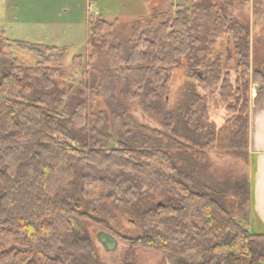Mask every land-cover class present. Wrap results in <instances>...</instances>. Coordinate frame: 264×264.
Instances as JSON below:
<instances>
[{"label": "trees", "instance_id": "16d2710c", "mask_svg": "<svg viewBox=\"0 0 264 264\" xmlns=\"http://www.w3.org/2000/svg\"><path fill=\"white\" fill-rule=\"evenodd\" d=\"M254 11L258 21L264 19V0H255ZM187 12L156 15L157 25L136 32L125 54L119 47L104 50L117 22L99 18L92 25L91 19L87 56L72 60L85 71L71 86L62 68L53 65L66 60L67 49L11 42L0 32V264H103L84 223L108 232L110 223L96 215L109 211L113 220V210L130 215L140 229L141 235L123 239L160 252L166 264H190L189 257L197 260L191 264H264V234L250 227V176L215 183L194 161L180 164L184 155H179L216 146L215 133L202 123L203 117L210 119L207 103L201 120L192 110L204 104L199 84L219 91L231 115L226 124L234 128L226 151L248 166L249 88H264V68L251 76L238 74L250 58L248 26L235 31L234 19L219 14L213 42L207 43L196 35ZM230 35L238 64L235 80L215 49V42ZM22 52L36 55V64L24 61ZM100 52L109 60L102 72L94 69ZM183 61L196 84H188L178 114L165 110L158 90L169 86ZM121 84V109L156 105L161 130L148 134L166 143L124 137L118 132L122 114L109 119V110L99 111V97L110 110L117 108L114 97ZM145 188L167 198L148 200Z\"/></svg>", "mask_w": 264, "mask_h": 264}, {"label": "rangeland", "instance_id": "374dc122", "mask_svg": "<svg viewBox=\"0 0 264 264\" xmlns=\"http://www.w3.org/2000/svg\"><path fill=\"white\" fill-rule=\"evenodd\" d=\"M115 1L116 0H102L100 8L102 15L97 16L93 14L91 17L92 13L90 12L91 15L89 16V20H94L92 25H95V21L104 16L105 18L103 19L109 20L108 22L110 23H115V18H108L107 16L116 13L117 23H115L114 29L107 33V43L104 48L106 52L113 47H119L121 50H124L123 53L125 54L129 49L136 32H143L148 25H150V28H154L157 25V20H153L156 15L167 14L171 11L175 14L179 10L188 11V18L192 19L193 29L197 31L196 35L202 39H206L207 43H212L213 41L211 40L213 30L215 29V19L219 14H228L234 19L233 27L236 29L235 31H237L240 26H248L250 29V58L248 60V66L244 67L242 65L241 71L238 74L242 77L246 75L251 76L254 69L264 68V19L258 21L255 18V0H250V2H245L244 0H124V3L126 4L119 0V4H114ZM123 10L124 12H122ZM232 36L233 35L227 36L224 41L215 42V49L217 54L220 53L224 56V68L231 72L233 80H235L239 76L237 75V59L234 58V41ZM81 48H78V51L76 50L75 52L68 49L65 61L61 63H53L54 66L62 68V71H64V75L67 77L65 83L68 84V86L75 83L79 84L85 71L84 68L76 67L72 61L74 56L80 55L84 52H81ZM9 52L10 51L7 49L6 53L9 54ZM213 52L214 51H212L211 54L212 56H214ZM97 54L94 69L98 72H102L107 68L109 60L107 59L105 52ZM20 56H22L24 61H29L33 64H36V60L38 59L36 55L27 52L20 53ZM81 56L83 58V56H87V53ZM229 60L230 62H228ZM253 62L254 67L252 68ZM189 65L190 64H188L187 61H183L181 66L173 73L169 86L158 90L161 104L165 110L173 109L176 113L180 114L184 108L185 94L188 91V84L191 82L196 84L194 81L195 79L193 80L190 78ZM203 74L204 71L201 72V75ZM254 85L257 84H250V98L251 94L256 91ZM123 88L124 87L121 84L114 97L117 107L115 110H110L107 108L105 101L101 100L100 97L97 98L95 103L98 105L99 111L109 110V116L107 118L113 114H122L123 119L118 132H122V134L125 135L124 137L131 136L133 138L137 136L144 142L156 143L161 141L162 143H166L167 141L165 138L160 139L158 136L156 139L151 134H148L149 130H161L158 117L159 111H157L156 105L152 106L153 108L130 106L127 109H121V102H123L124 99V96L122 95ZM196 88V90L203 95L204 104L193 107V112H196L195 119L201 120V117H203L201 111V109H203L202 106L207 103L210 119L207 121L203 117L204 121L202 120V123L204 122V126H207L206 130L212 129L215 133L216 146L214 150H207L204 153H202L203 150L198 147H195L190 153L181 152L179 155H184V158L179 157L180 164L185 165L186 159L194 161L207 170L208 178L215 183L242 179L248 174L244 161L235 159L234 156L226 151V148L230 145L229 143L230 139H232L234 128L231 124H226V120L231 115L222 106L219 91L208 90L203 85L199 84H196ZM177 139L178 140L176 141L182 143L180 137ZM147 190L148 188L144 189V191ZM148 193V200L155 203H161L167 198L166 194L154 192L153 190H148ZM147 197L145 199L146 201ZM108 213L109 211L104 212V214L98 213L96 216L103 220H107L112 229L108 232L118 238L119 246L115 252H107L97 241V234L104 229H99L89 223H84L85 230L94 241L97 257L103 264H166V259L160 252L132 247L123 239L124 237H137L141 235L140 229L130 215L113 210V214L116 217L113 220H110V215ZM187 261L191 264L195 263L197 260L195 257H189Z\"/></svg>", "mask_w": 264, "mask_h": 264}, {"label": "crops", "instance_id": "0c3cea01", "mask_svg": "<svg viewBox=\"0 0 264 264\" xmlns=\"http://www.w3.org/2000/svg\"><path fill=\"white\" fill-rule=\"evenodd\" d=\"M118 2L116 0L114 4ZM121 2L124 3V0ZM101 5L102 0H0V31L11 42L70 49L73 52L83 47L81 52L85 53L80 55H85L88 52L89 7L93 11L96 8L100 16ZM115 14L107 17L116 21ZM254 86L256 91L251 94L249 103V162L246 166L253 185L250 227L253 233L264 234V88ZM260 89L262 94L258 100Z\"/></svg>", "mask_w": 264, "mask_h": 264}, {"label": "water", "instance_id": "95a60500", "mask_svg": "<svg viewBox=\"0 0 264 264\" xmlns=\"http://www.w3.org/2000/svg\"><path fill=\"white\" fill-rule=\"evenodd\" d=\"M97 241L109 253L115 252L119 246L118 238L106 231H100L97 234Z\"/></svg>", "mask_w": 264, "mask_h": 264}, {"label": "built area", "instance_id": "2783aa9c", "mask_svg": "<svg viewBox=\"0 0 264 264\" xmlns=\"http://www.w3.org/2000/svg\"><path fill=\"white\" fill-rule=\"evenodd\" d=\"M89 12L92 13V15H91V13H90L91 17L93 16V14H95V15H97V16L99 15L98 12L93 11V8H92L91 6L89 7Z\"/></svg>", "mask_w": 264, "mask_h": 264}]
</instances>
